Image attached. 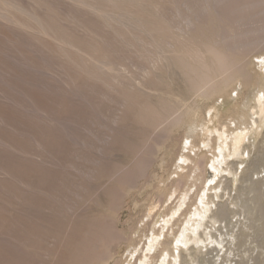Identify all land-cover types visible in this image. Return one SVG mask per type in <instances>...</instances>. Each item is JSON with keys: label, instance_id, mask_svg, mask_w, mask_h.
I'll return each mask as SVG.
<instances>
[{"label": "rangeland", "instance_id": "obj_1", "mask_svg": "<svg viewBox=\"0 0 264 264\" xmlns=\"http://www.w3.org/2000/svg\"><path fill=\"white\" fill-rule=\"evenodd\" d=\"M160 2L171 6L167 0H0V264H119L128 256L135 264L146 256L148 238L139 239L138 221L160 203L155 184L167 177L166 162L176 159L185 133L161 131L173 117L152 131L139 121V106L183 97L179 111L195 102L209 111L217 101L186 93L175 45L162 41ZM262 17L243 26L260 28ZM191 33L171 34L170 42H185ZM231 160L218 164L219 175L209 165L207 184L224 177ZM173 200L165 210L178 205ZM104 216V227L132 235L129 243L120 239L108 248L92 235ZM132 239L140 240L137 246ZM87 251L106 254L85 259Z\"/></svg>", "mask_w": 264, "mask_h": 264}, {"label": "bare ground", "instance_id": "obj_2", "mask_svg": "<svg viewBox=\"0 0 264 264\" xmlns=\"http://www.w3.org/2000/svg\"><path fill=\"white\" fill-rule=\"evenodd\" d=\"M167 2L173 10V13L169 11L172 13L170 16L167 14L168 3L160 2L158 6L163 18L160 29L164 33L161 37L166 45H175L174 62L185 75L186 93L198 94L202 100L212 98L211 104L217 101L208 107L209 111L200 102L179 111L183 97L175 103L162 98L157 105L139 106V121L152 131L173 117L161 131L166 133L183 128L185 134L179 139L182 147L177 151V157L174 155L176 159L166 162L169 169L167 177L156 180L159 181L155 188L161 194L160 203L154 207L150 205L148 210L145 208L139 218L137 227L142 229L139 239L144 237V233L148 239L144 247L146 256L136 257L135 264H153L154 258L159 264H264V24L262 27L259 25L260 28L253 26L255 29L243 26L250 24L254 15L262 17L264 0ZM241 26L244 29H240ZM186 29L192 33L186 34L189 38H185V42L178 38L174 44L170 42L171 34L179 35ZM108 60L106 57L102 59L103 63H108ZM102 95L103 98L106 96ZM223 99L225 103L220 104ZM215 118H219L217 124L214 123ZM226 159H232V162L227 163L224 177H219L221 179L215 184L213 181L211 185L207 184L209 165L219 175L218 164ZM237 183L240 185L236 186ZM220 189L222 194L219 197ZM234 190L237 191L232 194ZM170 199L178 200V205L174 203L177 206L170 205L165 210ZM162 213L164 217L160 219ZM106 219L104 216L95 220L96 225L90 230L92 235L104 245L109 242L108 248L120 239H127L129 243L132 235L126 238L125 234L112 232L111 224L104 227L103 220ZM99 223L102 226L98 227ZM158 223L159 230L154 233ZM167 228L168 234L164 232L166 240L161 241L162 232ZM87 236L84 232L79 237L82 240ZM134 241L135 246L140 242L132 239L131 244ZM106 252L95 254L87 251L84 255L85 259H101ZM131 262L132 256H128L119 264Z\"/></svg>", "mask_w": 264, "mask_h": 264}]
</instances>
